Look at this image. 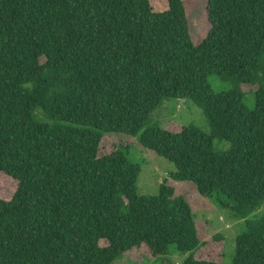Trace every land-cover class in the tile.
I'll return each mask as SVG.
<instances>
[{
  "label": "trees",
  "instance_id": "1",
  "mask_svg": "<svg viewBox=\"0 0 264 264\" xmlns=\"http://www.w3.org/2000/svg\"><path fill=\"white\" fill-rule=\"evenodd\" d=\"M188 2L0 0V181L16 185L0 196V264H111L172 245L191 252L182 264H227L197 258L207 241L183 195L165 182L138 194L126 146L101 153L112 133L225 197L244 219L228 264H264V215L247 218L264 206V0H206L198 43ZM213 74L230 87L215 92ZM169 98H191L209 132L148 125Z\"/></svg>",
  "mask_w": 264,
  "mask_h": 264
},
{
  "label": "rangeland",
  "instance_id": "2",
  "mask_svg": "<svg viewBox=\"0 0 264 264\" xmlns=\"http://www.w3.org/2000/svg\"><path fill=\"white\" fill-rule=\"evenodd\" d=\"M205 8L206 0H189L186 5L190 33L194 43H198L200 40L201 23L205 25L203 19ZM208 82L215 92L224 91L230 87L229 81L216 74L208 76ZM245 96L246 105L253 108V94L247 93ZM36 118L46 120L40 113L36 114ZM148 125H158L171 131H179L181 127L187 125L196 126L203 132H209L210 129L203 109L191 98L163 100L152 112ZM111 135L104 138L101 153H108L118 145L126 146L124 151H126L128 157L141 167L136 182L138 194L156 195L159 193L160 184L165 182L175 188L176 193L183 195L188 201L192 208L193 219L199 226L198 233L201 241H207L205 245L198 249L197 258L218 260L220 254L223 253V262L230 263L235 251V237L244 229V219L236 217L228 207L223 205L222 202H226L225 197L218 196L217 193H214L213 197H204L192 183L172 179L170 174L175 170L174 164L153 150L142 147L137 136L124 133H112ZM215 146L218 149H225L229 146V143L227 141H216ZM15 188L14 182L3 178L0 181V196L10 197ZM260 214L264 215V206L251 213L247 218ZM217 234L224 237L223 241H212L213 236ZM105 243L101 241L102 245ZM190 253L181 252L175 245H172L169 253L163 257L148 258L145 255L147 250L144 252L139 250L136 255H124L111 264H182Z\"/></svg>",
  "mask_w": 264,
  "mask_h": 264
}]
</instances>
